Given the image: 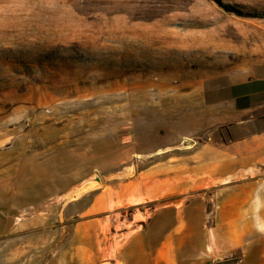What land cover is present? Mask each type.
Returning a JSON list of instances; mask_svg holds the SVG:
<instances>
[{"label":"rangeland","instance_id":"obj_1","mask_svg":"<svg viewBox=\"0 0 264 264\" xmlns=\"http://www.w3.org/2000/svg\"><path fill=\"white\" fill-rule=\"evenodd\" d=\"M222 1L256 17L0 0V264H75L78 248L83 264H153L172 240L178 264H209L236 204L261 220L264 0Z\"/></svg>","mask_w":264,"mask_h":264},{"label":"crops","instance_id":"obj_2","mask_svg":"<svg viewBox=\"0 0 264 264\" xmlns=\"http://www.w3.org/2000/svg\"><path fill=\"white\" fill-rule=\"evenodd\" d=\"M261 85L263 82H258ZM261 107V106H260ZM240 110L246 111V107H241ZM262 123L260 127L254 133L251 134V139H253L254 145L257 146L256 148H253L255 151L254 154L258 155L259 147H264V116L262 118H259ZM247 136H242L239 139L235 140L234 146L236 145H242L247 141ZM250 138V137H249ZM259 146V147H258ZM261 161V160H260ZM259 161V162H260ZM262 162V161H261ZM210 170H208L207 165H202L200 169L198 170V173L201 175H208L210 176V173H208ZM202 178H197L196 180H201ZM195 180V181H196ZM264 196V195H263ZM242 204H236L234 207L235 216L234 221L230 222L233 224V227L236 229L235 236L233 242L230 244V246L227 247L226 253H220V254H212L209 260V264H264V237H251L248 240L245 241L242 237L243 228H250V229H258V228H264V202L258 212L261 213V220L258 222L249 220L246 223L249 225H244L242 222ZM253 207H251V212L253 211ZM231 224V225H232ZM77 240L79 238L76 237ZM81 250V249H80ZM79 248L76 249V254L74 256V263L75 264H83V258L82 255L80 257ZM240 251V255L237 257V255L233 254V251ZM175 248L173 240L172 242H166L162 243V246L156 253V258L153 262V264H178L176 257H175ZM203 264H208L207 258L203 256ZM60 261V259L58 260ZM61 264V263H60Z\"/></svg>","mask_w":264,"mask_h":264},{"label":"trees","instance_id":"obj_3","mask_svg":"<svg viewBox=\"0 0 264 264\" xmlns=\"http://www.w3.org/2000/svg\"><path fill=\"white\" fill-rule=\"evenodd\" d=\"M214 4H216L220 9H222L224 12L231 13L235 16L239 17H256L253 14H247L243 12L240 8L236 6L229 5L227 3H224L222 0H211Z\"/></svg>","mask_w":264,"mask_h":264},{"label":"bare ground","instance_id":"obj_4","mask_svg":"<svg viewBox=\"0 0 264 264\" xmlns=\"http://www.w3.org/2000/svg\"><path fill=\"white\" fill-rule=\"evenodd\" d=\"M186 148V147H185Z\"/></svg>","mask_w":264,"mask_h":264}]
</instances>
